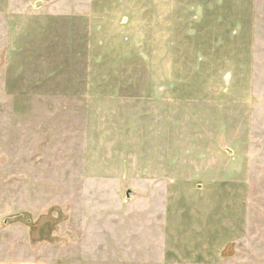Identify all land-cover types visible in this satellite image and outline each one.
Wrapping results in <instances>:
<instances>
[{
  "label": "rangeland",
  "instance_id": "obj_1",
  "mask_svg": "<svg viewBox=\"0 0 264 264\" xmlns=\"http://www.w3.org/2000/svg\"><path fill=\"white\" fill-rule=\"evenodd\" d=\"M264 264V0H0V259Z\"/></svg>",
  "mask_w": 264,
  "mask_h": 264
},
{
  "label": "crops",
  "instance_id": "obj_2",
  "mask_svg": "<svg viewBox=\"0 0 264 264\" xmlns=\"http://www.w3.org/2000/svg\"><path fill=\"white\" fill-rule=\"evenodd\" d=\"M7 255L10 256L12 259H0V264H47L46 262L37 261L35 259H23L24 256L21 259H15L14 255L10 253Z\"/></svg>",
  "mask_w": 264,
  "mask_h": 264
}]
</instances>
